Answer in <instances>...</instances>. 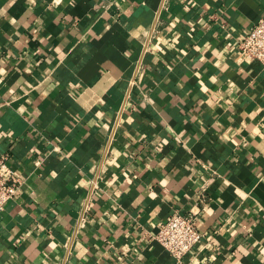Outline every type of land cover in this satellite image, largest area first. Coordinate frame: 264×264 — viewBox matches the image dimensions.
<instances>
[{"label":"crops","instance_id":"obj_1","mask_svg":"<svg viewBox=\"0 0 264 264\" xmlns=\"http://www.w3.org/2000/svg\"><path fill=\"white\" fill-rule=\"evenodd\" d=\"M264 0H0V264H264ZM86 210V212H84ZM198 213L180 261L153 239Z\"/></svg>","mask_w":264,"mask_h":264},{"label":"built area","instance_id":"obj_2","mask_svg":"<svg viewBox=\"0 0 264 264\" xmlns=\"http://www.w3.org/2000/svg\"><path fill=\"white\" fill-rule=\"evenodd\" d=\"M239 49L244 58L258 60L264 65V16L241 39ZM19 188L20 180L10 159L7 156L0 158V211L16 196ZM202 237L203 233L198 227L197 212L175 211L160 223L153 239L180 261L202 241Z\"/></svg>","mask_w":264,"mask_h":264}]
</instances>
